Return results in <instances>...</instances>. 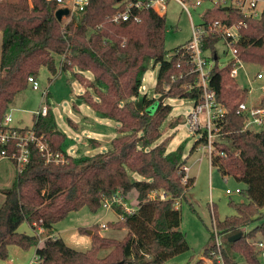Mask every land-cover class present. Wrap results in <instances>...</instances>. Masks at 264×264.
<instances>
[{"label":"trees","instance_id":"16d2710c","mask_svg":"<svg viewBox=\"0 0 264 264\" xmlns=\"http://www.w3.org/2000/svg\"><path fill=\"white\" fill-rule=\"evenodd\" d=\"M123 2L88 0L79 19L73 18V22L62 27L55 18V1L32 0L30 5L28 0H0V128L9 105L27 87L28 77L36 79L41 68L56 73L54 56L64 57L61 72L70 74L71 83L86 89L79 101L95 117L118 124L106 151L71 156L65 134L56 130L52 111L33 117L31 129L36 135H43L52 152L61 153L65 161L47 163L33 145L29 146L27 163L20 172L15 171L12 184L3 191L0 261L7 258L11 245L23 250L35 247L39 264H165L188 250L175 204L184 198L194 181L188 178L182 182L181 168L186 160L182 159L181 148L166 153L167 140L154 145L162 136L171 107L158 102V98L140 96V88L143 75L153 62L159 64L154 93L194 104L201 97V90L196 87L197 74L185 48L187 42L167 58L163 16L132 8L126 21H109L124 10ZM214 21L225 26L245 24L240 26L239 39L233 44L235 60L219 67V34L204 37L201 50L209 52L213 61L208 88L225 109L214 144L218 153L212 157L211 165L222 175L244 184L240 193L246 202L232 204L235 215L222 221L215 219L213 225L218 235L229 237L241 232L242 236L232 243V250L248 264H259L249 240L260 235L264 242V214L260 212L264 207V130H243L244 119L236 110L246 102L249 92L240 88L230 73L237 61L264 65V10L258 19H252L232 6H213L203 13L202 22ZM259 108L264 109V97ZM177 122L171 120L168 126ZM204 143L205 135L199 137L194 148ZM133 191L136 212L127 214L114 206L112 211L119 219L107 223L110 228L127 231L121 241L101 237L98 226L78 230L81 234L92 231L91 247L85 252L71 249L60 238L49 237L52 226L68 213L82 207L95 213L104 198L118 192L126 199ZM154 192L156 196L152 198ZM159 192L164 199L159 198ZM254 219H261V223L245 232ZM22 223L32 230L42 227L47 237L38 243L35 235L18 233ZM102 248L112 250L98 258L97 252ZM210 248L211 245L203 253L207 258ZM222 253L224 264H237L223 250ZM196 264H202V260Z\"/></svg>","mask_w":264,"mask_h":264},{"label":"rangeland","instance_id":"374dc122","mask_svg":"<svg viewBox=\"0 0 264 264\" xmlns=\"http://www.w3.org/2000/svg\"><path fill=\"white\" fill-rule=\"evenodd\" d=\"M210 8L212 7L207 2L195 9L189 7V17L175 1L169 0L166 3V12L162 16L166 20L164 49L167 51V58L171 56L175 48L189 41L191 37L190 18L194 25H198L202 21L203 13ZM78 19L79 17L76 18V20ZM72 20L73 18L71 19L69 16L62 17V27ZM108 20L110 21V18ZM225 48L221 40L216 45L219 67L224 66L228 61V56L224 54ZM207 55L209 56V54ZM63 59V56H54L57 66L56 73L41 68L36 77L39 88L33 90L27 84L25 90L15 96L6 113L11 115L12 125L31 127L35 112L41 105H46L54 115L56 130L65 134L68 140L67 153L69 155L92 156L104 152L110 147L111 140L116 136L115 128L118 127V124L95 117L91 109L79 101V96L86 93V89L79 83H71L69 73L61 72ZM158 69L159 64L149 63L143 75L140 96L159 98L154 93ZM259 71L258 65L239 63L236 67L235 80L240 88L249 90L246 104L253 107H259L260 101L264 97V90L261 89L262 86L264 87V79H256V74ZM162 102L171 107V112L163 123L161 138L154 145L167 140L166 153L181 148L182 159L186 160L185 164L190 168L189 173L194 177L192 186L187 188L184 198L178 201L181 215L179 229L185 235L188 250L165 264H196L203 258L208 260L203 253L213 243L214 220L222 221L226 217L235 215L232 204L246 202L240 193L245 186L233 177L222 175L215 167H210L208 157L202 151L201 145L194 148L199 134L189 132L186 127V116L193 103L187 99L173 98H164ZM174 119L178 120L177 124L173 127L168 126V122ZM92 141H96L97 144H92ZM14 177L15 168L12 162L0 160V204L3 200V191L12 184ZM134 177L139 179L137 176ZM227 190L229 193H226ZM135 198L136 193L130 192L126 198L128 205L136 207ZM260 212L264 214V207ZM116 219V214L112 210L107 211L100 207L95 213H91L86 207H82L78 211L68 213L64 219L54 224L52 233L55 231L58 238L62 239L71 249L85 252L91 247L89 235L92 234V231L91 234H81L78 230L92 226L99 227L100 223H106L105 229L99 227L100 236L119 242L126 236L127 231L123 228H110L107 224L115 222ZM260 223L261 219H254L245 228V232ZM17 232L34 235L33 230L26 223H22ZM46 237L47 232L45 231L41 238L45 239ZM218 237L222 250L230 258L237 264H248L243 257L232 250V243L227 241L226 234L218 235ZM51 238L56 237L52 236ZM261 240L260 235H257L254 239L249 240V243L256 253L258 263L264 264L259 259L258 249L255 246V243ZM111 250L112 248H102L97 252V257L103 258ZM34 255L35 247L23 250L11 245L7 248V258L0 261V264H30ZM208 262V264L211 263L209 260ZM202 264H207V262L202 261Z\"/></svg>","mask_w":264,"mask_h":264},{"label":"built area","instance_id":"2783aa9c","mask_svg":"<svg viewBox=\"0 0 264 264\" xmlns=\"http://www.w3.org/2000/svg\"><path fill=\"white\" fill-rule=\"evenodd\" d=\"M55 1L58 9L65 8L68 10V15L71 19L79 17L85 10L88 0H46ZM169 0H124V10L118 11L114 14L110 21L118 23L119 21H126L130 16V10L134 9H147L152 10L158 15H163L166 12V3ZM180 5V7L189 15L188 8H198L202 3L207 2L211 7L232 6L238 10L245 17L252 19H258L264 10V0H173ZM31 5L32 0H28ZM191 37L187 42L185 48L190 52L191 63L194 66V72L197 74L196 87L201 90V97L199 102L194 103L190 112L186 116V127L189 132L193 134H199V137L205 135V143L202 146V151L208 157L209 166L211 167L212 157L218 152L215 149L214 144L217 142L218 137V124L225 115V109L215 101V95L208 88L209 71L213 66L211 54L209 52H203L201 50V44L209 34H219L222 36L223 44L225 45L224 54L228 56V62L235 60L236 50L233 44L239 39L240 26L245 27V24H237L232 26H225L219 21H214L208 24L194 25L190 18ZM209 54V56L207 55ZM240 62H235V68L231 71L230 76L235 78L236 67ZM259 72L256 74L257 80L264 79V65L259 66ZM27 84L33 90L39 88L38 81L31 77L27 78ZM190 89V86H186ZM264 90V87H261ZM48 108L46 105H41L35 112L34 117H43L47 114ZM236 114L244 119L243 130L259 132L264 130V109L259 107H253L245 103L239 104ZM12 117L6 113L2 125L0 128V160H9L12 162L15 171L20 172L23 166L27 163L29 157V146L33 145L39 152L40 156L47 163H64V158L61 153H53L43 135H36V133L30 128L14 127L12 125ZM10 152V153H8ZM220 154V153H219ZM222 155V153L220 154ZM181 170L184 173L182 182L185 183L189 178L187 175L188 168L186 164L182 166ZM226 193H229L227 190ZM159 194V193H158ZM156 196V192L151 194L153 198ZM160 199H164V194H159ZM119 207L123 212L127 214H133L136 212L137 207L128 205L126 199L122 197L120 193L104 198L101 202V208L107 211L112 210L113 207ZM175 208H178V204H175ZM100 228L105 229L106 225H100ZM45 230L36 226L34 229V235L38 238L40 243L43 238L41 235ZM213 234L215 235L213 243L209 250L208 260L210 264H224L223 253L221 243L219 241L218 234L214 228ZM52 237V236H49ZM258 249V257L261 262L264 263V242L258 241L255 243ZM30 264H39L38 256L34 255Z\"/></svg>","mask_w":264,"mask_h":264},{"label":"water","instance_id":"95a60500","mask_svg":"<svg viewBox=\"0 0 264 264\" xmlns=\"http://www.w3.org/2000/svg\"><path fill=\"white\" fill-rule=\"evenodd\" d=\"M225 9H226V7H225ZM67 15H68V10L65 9V8H63V9L60 8V9H58V10L55 12V18H56L57 21H61L62 17L67 16ZM163 99H164V97H163V96H160V97L158 98V102H161ZM153 108H154V106L151 107V109H153ZM87 232H88V234H91V231H87ZM241 236H242V233L239 232V233H237V234H234V235L229 236L228 239H227V241L230 242V243H234V242H236ZM131 264H133V263H131Z\"/></svg>","mask_w":264,"mask_h":264},{"label":"crops","instance_id":"0c3cea01","mask_svg":"<svg viewBox=\"0 0 264 264\" xmlns=\"http://www.w3.org/2000/svg\"><path fill=\"white\" fill-rule=\"evenodd\" d=\"M1 42H2V35H1V33H0V52H1ZM228 62V61H227ZM248 92H249V90H248ZM250 93V92H249ZM14 127H22V128H30V127H27V126H22V125H13ZM188 168V172H187V175H188V177L189 178H191V179H194V177L192 176V175H190V173H189V171H190V168L189 167H187ZM178 204V203H177ZM116 217H117V219H116V221L119 219V217L116 215ZM106 223H100V225H105ZM100 227V226H99ZM33 232H34V230H33ZM50 236H53V237H56V238H58V236L55 234V231L52 233V235H50ZM203 262H207V264L209 263L208 262V260L206 261V260H204V258L203 259H201Z\"/></svg>","mask_w":264,"mask_h":264}]
</instances>
